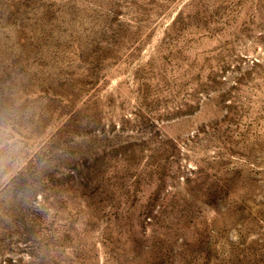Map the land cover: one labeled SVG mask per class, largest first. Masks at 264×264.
Masks as SVG:
<instances>
[{
    "label": "rangeland",
    "instance_id": "1",
    "mask_svg": "<svg viewBox=\"0 0 264 264\" xmlns=\"http://www.w3.org/2000/svg\"><path fill=\"white\" fill-rule=\"evenodd\" d=\"M0 264H264V0H0Z\"/></svg>",
    "mask_w": 264,
    "mask_h": 264
}]
</instances>
